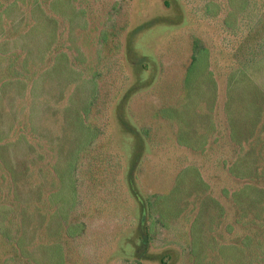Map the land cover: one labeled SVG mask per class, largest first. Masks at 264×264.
I'll use <instances>...</instances> for the list:
<instances>
[{
  "label": "trees",
  "instance_id": "16d2710c",
  "mask_svg": "<svg viewBox=\"0 0 264 264\" xmlns=\"http://www.w3.org/2000/svg\"><path fill=\"white\" fill-rule=\"evenodd\" d=\"M65 1L49 0L48 6L47 0L0 1V33L14 41L9 44L0 35V244L9 247L22 264H71L75 252L69 239L83 231L75 215L104 210L98 197H91L90 210L82 203L79 211L73 208L77 159L97 135L90 121L97 81L93 67L80 64L83 58H70L75 57L70 49L85 57L82 50L57 42V20L46 9ZM21 5L20 17L12 21L8 12ZM201 7L205 15L218 16L222 29L233 37L229 52L235 64L226 76L222 112L228 139L237 149L234 156L221 161L227 174L239 181L221 190L234 207L233 223L216 232L224 207L212 195L199 167L187 163L176 171L166 190L136 197L141 205L140 241L146 246L167 220L189 215L185 264H264V0H202ZM44 27L49 28L46 34ZM36 35L44 43L34 47ZM196 74L211 96L196 133L199 137L182 133L185 120L180 117V100L159 107L158 113L172 125L176 144L202 154L209 135L218 136L213 105L216 82L208 68L207 49L197 39L183 69L181 95L193 93L191 80ZM28 150L36 153V159ZM30 179L38 182L30 191L19 192V185ZM18 192L28 198L22 202V212L32 207L39 218L27 236L20 231L15 238L12 221L3 219L8 209L17 212ZM233 224L243 232L227 239L224 231L232 233ZM37 248L45 263L33 255ZM10 258L4 257L0 264H13L7 263Z\"/></svg>",
  "mask_w": 264,
  "mask_h": 264
},
{
  "label": "rangeland",
  "instance_id": "374dc122",
  "mask_svg": "<svg viewBox=\"0 0 264 264\" xmlns=\"http://www.w3.org/2000/svg\"><path fill=\"white\" fill-rule=\"evenodd\" d=\"M59 3L62 6L46 9L57 20V42L82 50L85 57L70 49L75 56L70 58H83L80 64L93 67L97 81L90 109V121L96 126L97 135L77 159L73 208L79 211L82 203L90 210L91 197H98L104 204L101 212L75 215L83 224V231L69 239V247L75 252L71 264H185L189 215L172 222L167 220L143 246L138 225L141 205L136 197L141 199L145 193L166 190L182 165L194 163L225 210L215 226L216 232L233 223L234 207L221 191L223 187L239 184L221 164L222 159L234 156L237 149L228 139L222 112L226 76L235 64L229 52L233 37L222 29L218 16L203 13L202 0H66ZM21 8L22 5L8 12L12 21L20 17ZM48 31V27L43 28L44 34ZM0 35L9 44L14 43L11 36ZM196 39L207 49L208 68L216 82L213 105L218 136L209 135L208 146L202 154L176 144L172 125L158 113L159 107L180 100L183 102L180 117L185 120L182 133L199 137L196 133L201 130L199 126L211 100L210 92L204 91V80L196 74L191 80V87L195 85L193 93L181 95L183 69ZM41 43L44 40L36 35L34 47ZM261 77V74L257 76ZM28 154L36 159L33 150H28ZM34 180L24 181L18 187L19 192L30 191V186L38 182ZM19 192L16 199L21 204L17 212L13 213L10 208L3 219L4 223L12 221L11 234L15 238L20 231L27 236L39 218L32 207L22 212V202L28 198ZM25 215L29 217L26 221ZM54 216L61 220L58 214ZM55 218L52 216L50 221L53 223ZM232 230V233L224 231L227 239L243 232L238 225ZM33 255L45 263L40 248ZM6 256H11L7 263L22 264V259L13 256L9 247L0 244V262Z\"/></svg>",
  "mask_w": 264,
  "mask_h": 264
}]
</instances>
